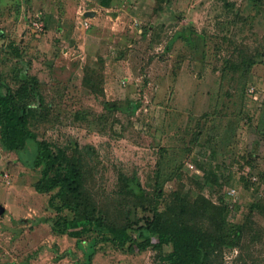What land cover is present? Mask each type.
<instances>
[{"label": "rangeland", "instance_id": "374dc122", "mask_svg": "<svg viewBox=\"0 0 264 264\" xmlns=\"http://www.w3.org/2000/svg\"><path fill=\"white\" fill-rule=\"evenodd\" d=\"M100 1L0 0V76L12 87L37 77L51 106L32 129L77 147L109 212L120 173L151 191L160 169L165 197L188 192L248 225L238 247L222 244L218 263L264 264V180L244 157L254 150L264 174V0ZM79 10L95 12L88 29ZM204 115L213 131H200ZM0 155V264H85L76 240L55 229L71 213L35 190L39 169L1 143ZM156 254L100 242L89 264H166Z\"/></svg>", "mask_w": 264, "mask_h": 264}, {"label": "trees", "instance_id": "16d2710c", "mask_svg": "<svg viewBox=\"0 0 264 264\" xmlns=\"http://www.w3.org/2000/svg\"><path fill=\"white\" fill-rule=\"evenodd\" d=\"M111 3L112 0L100 1L104 8H109ZM184 33L182 36L186 37ZM7 52L14 57L21 55L19 46L12 43ZM256 63L245 61L243 72ZM84 83L91 89L96 86L92 76L85 75ZM40 85L37 77L30 75L12 87L0 76V143L21 159L26 155L25 165L40 172L35 190L52 194L50 204L59 211L71 213L70 218L57 221L55 229L76 240L84 251L85 264L91 263L100 242H109L128 253L152 249L157 251L155 259L166 264H220L217 259L222 244L240 245L241 233L248 230V225L230 223L226 207L192 197L188 192L174 190L165 197L164 172L160 169L154 173L151 191L137 178L120 173L115 191L120 202L116 213L109 212L89 189L88 170L77 147L58 145L32 129L51 109L41 94ZM137 105L128 108L134 110ZM202 119L200 131H213L215 119L208 115ZM196 134L199 136L200 132ZM244 157L249 168H257L264 180L262 170L253 165L258 158L255 151L245 152ZM255 207L262 206L255 204ZM138 211H144V216L138 217Z\"/></svg>", "mask_w": 264, "mask_h": 264}, {"label": "built area", "instance_id": "2783aa9c", "mask_svg": "<svg viewBox=\"0 0 264 264\" xmlns=\"http://www.w3.org/2000/svg\"><path fill=\"white\" fill-rule=\"evenodd\" d=\"M84 12H85V11H80V15L83 16V15H84ZM80 24H81V26H82L84 29H88V28L90 27V24H89L87 18H85V17H83V18L81 19ZM34 25H35L36 27H38V24H37V23H34ZM230 193H231V192H230ZM231 194H232V193H231Z\"/></svg>", "mask_w": 264, "mask_h": 264}, {"label": "water", "instance_id": "95a60500", "mask_svg": "<svg viewBox=\"0 0 264 264\" xmlns=\"http://www.w3.org/2000/svg\"><path fill=\"white\" fill-rule=\"evenodd\" d=\"M94 15H95V12L94 11H87L84 14L85 17H93ZM0 212H2V209H0Z\"/></svg>", "mask_w": 264, "mask_h": 264}, {"label": "crops", "instance_id": "0c3cea01", "mask_svg": "<svg viewBox=\"0 0 264 264\" xmlns=\"http://www.w3.org/2000/svg\"><path fill=\"white\" fill-rule=\"evenodd\" d=\"M80 11H82V10H79V12H80ZM85 12H87V10H86ZM84 14H85V13H84ZM84 17H85V16H84ZM85 18H87V17H85ZM88 18H89V17H88ZM88 18H87V20H88Z\"/></svg>", "mask_w": 264, "mask_h": 264}]
</instances>
